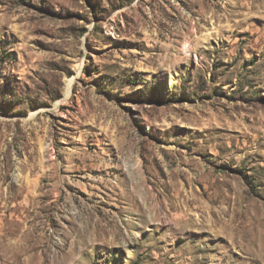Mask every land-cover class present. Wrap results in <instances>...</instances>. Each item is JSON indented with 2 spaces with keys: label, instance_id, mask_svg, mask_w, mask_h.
Segmentation results:
<instances>
[{
  "label": "rangeland",
  "instance_id": "1",
  "mask_svg": "<svg viewBox=\"0 0 264 264\" xmlns=\"http://www.w3.org/2000/svg\"><path fill=\"white\" fill-rule=\"evenodd\" d=\"M0 264H264V0H0Z\"/></svg>",
  "mask_w": 264,
  "mask_h": 264
}]
</instances>
